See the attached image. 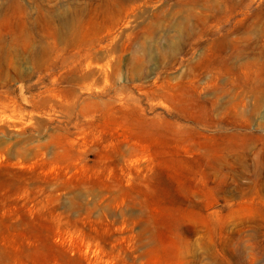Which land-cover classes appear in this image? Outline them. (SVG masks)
<instances>
[{"label":"rangeland","instance_id":"rangeland-1","mask_svg":"<svg viewBox=\"0 0 264 264\" xmlns=\"http://www.w3.org/2000/svg\"><path fill=\"white\" fill-rule=\"evenodd\" d=\"M0 264H264V0H0Z\"/></svg>","mask_w":264,"mask_h":264}]
</instances>
